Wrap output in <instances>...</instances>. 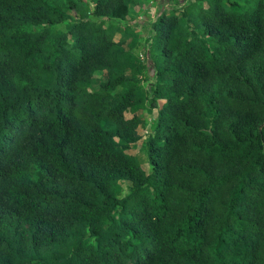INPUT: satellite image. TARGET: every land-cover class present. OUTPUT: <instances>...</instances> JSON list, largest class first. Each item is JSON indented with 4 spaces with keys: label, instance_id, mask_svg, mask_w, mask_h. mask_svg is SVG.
<instances>
[{
    "label": "trees",
    "instance_id": "1",
    "mask_svg": "<svg viewBox=\"0 0 264 264\" xmlns=\"http://www.w3.org/2000/svg\"><path fill=\"white\" fill-rule=\"evenodd\" d=\"M140 1L0 0V264H264V0Z\"/></svg>",
    "mask_w": 264,
    "mask_h": 264
},
{
    "label": "rangeland",
    "instance_id": "2",
    "mask_svg": "<svg viewBox=\"0 0 264 264\" xmlns=\"http://www.w3.org/2000/svg\"><path fill=\"white\" fill-rule=\"evenodd\" d=\"M85 3L89 4L90 0H84ZM89 2V3H88ZM186 1L184 0H141L140 4L142 5H136L132 6V11L127 15L126 20H115L117 23L123 25L125 23H131L134 24L133 28L139 35V45L136 48L135 52L138 54L140 58L143 57L144 49L146 50L149 46V38L151 37V22L155 19L156 15L159 14L161 11H169L170 7L177 6L178 8L182 7V5ZM63 28V27H61ZM115 40L119 38V33H116L114 36ZM157 52L154 51V54L152 53V58L155 59L158 57ZM145 56V55H144ZM160 57V54H159ZM151 62L150 60L147 61V64L149 65ZM151 70V74H152ZM146 77V73L144 74ZM105 79L104 74L101 72H97L91 82L90 90L96 89L99 86V83ZM143 79V78H142ZM151 79L146 80L143 79V86L146 88L147 85L150 83ZM162 102V100H159ZM155 111L147 112L142 111L141 117H142V125L139 127L138 134L142 136V138L136 143V145L129 150V153L136 157L139 164L147 170L149 167L147 153L144 147V138L146 136V131L149 129L150 121L154 118ZM124 185H122V188L124 190Z\"/></svg>",
    "mask_w": 264,
    "mask_h": 264
}]
</instances>
